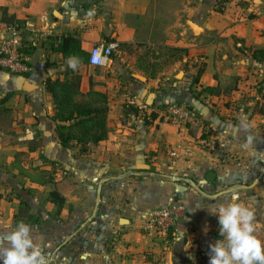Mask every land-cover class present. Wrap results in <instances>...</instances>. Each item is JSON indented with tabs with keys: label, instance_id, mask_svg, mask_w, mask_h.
I'll list each match as a JSON object with an SVG mask.
<instances>
[{
	"label": "crops",
	"instance_id": "crops-1",
	"mask_svg": "<svg viewBox=\"0 0 264 264\" xmlns=\"http://www.w3.org/2000/svg\"><path fill=\"white\" fill-rule=\"evenodd\" d=\"M13 25L32 70L0 69V246L22 221L48 264H208L220 238L208 207L233 197L264 241V0H0V40ZM66 34L87 52L117 46L106 65L72 69L49 38ZM74 75V101L106 99V138L85 152L60 143L45 85ZM171 104L202 126L168 122ZM164 206L179 211L162 236L145 223Z\"/></svg>",
	"mask_w": 264,
	"mask_h": 264
},
{
	"label": "clouds",
	"instance_id": "clouds-1",
	"mask_svg": "<svg viewBox=\"0 0 264 264\" xmlns=\"http://www.w3.org/2000/svg\"><path fill=\"white\" fill-rule=\"evenodd\" d=\"M76 64L70 57L69 67L75 69ZM208 209L217 218L220 237L209 245L208 264H264V241L256 235L258 224L250 207L233 197L213 203ZM32 231L31 225L21 221L7 233V245L0 246V264H48Z\"/></svg>",
	"mask_w": 264,
	"mask_h": 264
},
{
	"label": "trees",
	"instance_id": "trees-1",
	"mask_svg": "<svg viewBox=\"0 0 264 264\" xmlns=\"http://www.w3.org/2000/svg\"><path fill=\"white\" fill-rule=\"evenodd\" d=\"M217 9L221 11L220 8ZM49 38L52 43V50L61 54L63 60L67 62L71 57L76 60L77 65H88L89 52L82 49L79 39L71 34L50 36ZM22 50L24 53L28 51L27 48ZM181 50L183 49H173L175 52ZM253 57L256 59L262 57L264 59V49L254 51ZM200 73L201 71L198 70L194 81L198 79ZM79 81V75H74L70 81L47 78L45 85L52 95L55 109L54 119L58 121L56 131L60 143L63 146H69L72 142H75L80 145V150L85 152L89 143H98L106 138L105 119L107 106L105 96L101 92L92 90L86 93V99L74 101L73 96L81 94L78 90ZM204 90L209 93L215 92L212 88H205ZM261 90V87L256 88L257 93H260ZM186 127L189 133L190 127ZM206 135L203 132L199 139L205 140L207 138ZM29 219L31 218L29 217Z\"/></svg>",
	"mask_w": 264,
	"mask_h": 264
},
{
	"label": "built area",
	"instance_id": "built-area-1",
	"mask_svg": "<svg viewBox=\"0 0 264 264\" xmlns=\"http://www.w3.org/2000/svg\"><path fill=\"white\" fill-rule=\"evenodd\" d=\"M116 46V43H97L93 45L88 53V65L93 67L106 65ZM22 49L20 30L16 25H13L9 28L7 36L0 40V69L11 74L30 72L32 70L30 62H28ZM37 66L39 69H43L44 63L39 62ZM160 113L168 122L178 128L202 126L196 113L183 104L167 105L160 109ZM201 143L204 149L216 151L210 137H207ZM170 154L174 156L175 153L171 152ZM178 211V206L158 207L149 213L145 227L157 231L162 236L166 235L173 227Z\"/></svg>",
	"mask_w": 264,
	"mask_h": 264
},
{
	"label": "water",
	"instance_id": "water-1",
	"mask_svg": "<svg viewBox=\"0 0 264 264\" xmlns=\"http://www.w3.org/2000/svg\"><path fill=\"white\" fill-rule=\"evenodd\" d=\"M151 97H152V96L149 95L148 98H147V100H146V104H147L148 106H150L151 103H152V98H151ZM214 177H215V173H214L213 171H209V172L207 173V175H206V179H207L208 181H213V180H214Z\"/></svg>",
	"mask_w": 264,
	"mask_h": 264
},
{
	"label": "rangeland",
	"instance_id": "rangeland-1",
	"mask_svg": "<svg viewBox=\"0 0 264 264\" xmlns=\"http://www.w3.org/2000/svg\"><path fill=\"white\" fill-rule=\"evenodd\" d=\"M169 51V50H168ZM166 53H168L167 51H165ZM170 52V51H169ZM170 53H172V52H170ZM169 54V53H168ZM173 54H175V55H177V53L176 52H174ZM170 57H173V56H171V55H169ZM77 65V64H76ZM218 233V232H217ZM190 262H191V260H190ZM189 264V263H188Z\"/></svg>",
	"mask_w": 264,
	"mask_h": 264
}]
</instances>
